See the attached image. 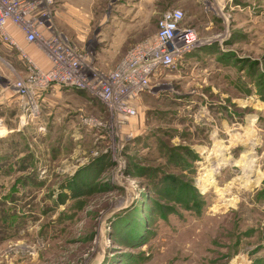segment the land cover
I'll list each match as a JSON object with an SVG mask.
<instances>
[{
    "label": "rangeland",
    "instance_id": "374dc122",
    "mask_svg": "<svg viewBox=\"0 0 264 264\" xmlns=\"http://www.w3.org/2000/svg\"><path fill=\"white\" fill-rule=\"evenodd\" d=\"M91 9L85 41L64 34L99 72L153 39L165 11L199 46L150 76L133 115L59 87L31 121L15 94L0 104V264H264V0Z\"/></svg>",
    "mask_w": 264,
    "mask_h": 264
},
{
    "label": "built area",
    "instance_id": "2783aa9c",
    "mask_svg": "<svg viewBox=\"0 0 264 264\" xmlns=\"http://www.w3.org/2000/svg\"><path fill=\"white\" fill-rule=\"evenodd\" d=\"M33 1L0 0V42L14 51L24 65L22 73H16L9 65L15 75L11 89L22 102V120L31 121L38 117V99L51 87L85 92L108 110L112 108L115 113L133 115L134 109L126 103L146 89L150 76L162 69L176 68L182 56L199 46L192 33L179 27L182 12L165 11L158 21L155 37L132 51L109 75L93 66L87 50L77 49L54 27L49 6L52 0H41L43 20L33 16L36 11ZM16 36L22 37L27 45L42 55L47 68H40L35 63L19 46ZM124 83L127 89L119 91ZM92 120L86 118L83 124L101 126Z\"/></svg>",
    "mask_w": 264,
    "mask_h": 264
},
{
    "label": "crops",
    "instance_id": "0c3cea01",
    "mask_svg": "<svg viewBox=\"0 0 264 264\" xmlns=\"http://www.w3.org/2000/svg\"><path fill=\"white\" fill-rule=\"evenodd\" d=\"M92 1L93 0H58L59 9H57L52 16V24L74 41H85L88 35L87 30L90 25V17L92 16ZM137 13L139 14V12ZM80 33L83 34L80 35ZM16 37L19 46L29 53L35 63L40 68H47V63L42 55L34 50L33 47L27 45L22 37ZM0 60L5 61L7 65H10L18 73H22L20 69L23 64L17 54L4 46L1 42ZM14 78L15 75L11 70H4L0 67V104L7 103L14 96L15 93L11 89Z\"/></svg>",
    "mask_w": 264,
    "mask_h": 264
},
{
    "label": "bare ground",
    "instance_id": "6f19581e",
    "mask_svg": "<svg viewBox=\"0 0 264 264\" xmlns=\"http://www.w3.org/2000/svg\"><path fill=\"white\" fill-rule=\"evenodd\" d=\"M252 163H253V161H252V160H249L248 162H247V161L244 162V164H243L242 166H244V168H245L246 170H251ZM222 164H223V163H222Z\"/></svg>",
    "mask_w": 264,
    "mask_h": 264
}]
</instances>
